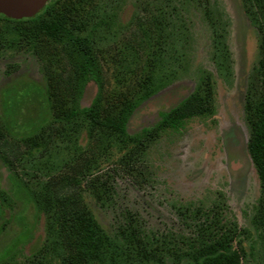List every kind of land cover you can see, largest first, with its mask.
I'll list each match as a JSON object with an SVG mask.
<instances>
[{"label": "rangeland", "instance_id": "374dc122", "mask_svg": "<svg viewBox=\"0 0 264 264\" xmlns=\"http://www.w3.org/2000/svg\"><path fill=\"white\" fill-rule=\"evenodd\" d=\"M102 4L110 7L115 22L94 33L93 46L109 87H121L136 75L152 78L149 89L154 90L129 117L127 134L154 126L159 112L188 99L205 76L211 87L209 111L182 119L177 128H162L135 145L112 140L98 144L97 132L89 136L82 129L74 145L34 161H17L0 148V189L10 192L12 173L37 192L66 180L106 236L130 230L149 249L160 247L163 238L191 237L189 212L218 206L226 219L247 231L239 238L246 254L240 263L264 264L263 196L247 152L244 113L246 101L258 99L264 89V0ZM137 20L152 25L144 30ZM71 21L83 36L96 22L87 10ZM5 29L0 21V91L19 79L44 88L32 42H14ZM95 93L96 86L88 83L80 106L88 107ZM23 209V203L14 201L0 212V251L20 231L16 216ZM46 234L40 214L23 257H29ZM152 256L136 264H176L168 254L160 258L154 251ZM17 262L28 264L23 258Z\"/></svg>", "mask_w": 264, "mask_h": 264}, {"label": "trees", "instance_id": "16d2710c", "mask_svg": "<svg viewBox=\"0 0 264 264\" xmlns=\"http://www.w3.org/2000/svg\"><path fill=\"white\" fill-rule=\"evenodd\" d=\"M102 1L67 0L60 4L59 0H49L42 8L18 17L0 15L14 42H32L46 82L42 88L19 79L0 91V148L15 160L34 161L50 151L62 150L66 144L74 145L82 129L89 136L97 132L98 144L105 140L123 146L140 144L162 128H177L182 119L209 111L211 87L205 76L188 99L159 112L154 126L142 129L138 135L127 134L129 117L154 90H150L152 78L141 79L135 74L121 87H109L93 46L94 33L110 29L115 22V14ZM85 10L96 22L83 36L71 20ZM136 24L149 30L152 22L137 20ZM88 83L96 86V93L91 104L82 107L80 100ZM244 113L247 152L264 206V89L258 99L246 101ZM11 179L10 192L0 189V212L14 201L23 203L24 209L16 216L21 229L0 251V264H19V258L28 264H136L149 261L154 251L160 258L168 254L176 264H241L246 257L239 238L247 231H240L226 219L218 206L189 212L194 227L191 237L163 238L160 247L149 249L137 242L130 230H122L112 238L106 236L66 180L54 181L49 190L37 192L14 173ZM40 214L46 221V238L32 248L29 257H23L22 250L32 241Z\"/></svg>", "mask_w": 264, "mask_h": 264}, {"label": "water", "instance_id": "95a60500", "mask_svg": "<svg viewBox=\"0 0 264 264\" xmlns=\"http://www.w3.org/2000/svg\"><path fill=\"white\" fill-rule=\"evenodd\" d=\"M49 0H0V15L18 17L42 8Z\"/></svg>", "mask_w": 264, "mask_h": 264}]
</instances>
